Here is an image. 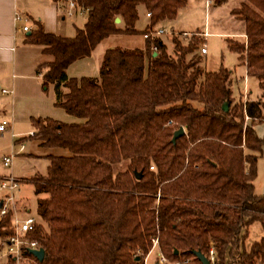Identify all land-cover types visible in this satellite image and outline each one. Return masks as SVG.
<instances>
[{
    "label": "trees",
    "instance_id": "16d2710c",
    "mask_svg": "<svg viewBox=\"0 0 264 264\" xmlns=\"http://www.w3.org/2000/svg\"><path fill=\"white\" fill-rule=\"evenodd\" d=\"M72 1L86 14L73 36L44 32L36 23L24 39L51 56L35 73L43 90L51 86L54 105L77 121L30 119L31 140L70 155L49 156L45 173L28 179L42 195L35 207L42 223L26 237L44 254L40 262L28 251L22 258L31 264H143L156 238L159 252L177 264H201L193 252L207 257L210 247L215 257L208 264H264V195L253 190L264 145V135L253 129L264 122V0H243L229 11L246 38L230 49L257 86L244 102L233 96L228 69L199 66L194 34L186 44L173 37L171 54L160 38L144 39L142 49L108 48L97 77L68 78L67 66L89 57L104 38L142 34L173 20L186 2ZM139 7L149 12L142 30L135 27ZM180 126L184 133L172 143ZM117 163L124 167L114 171ZM11 216L10 209L0 216L2 242L12 234ZM254 223L261 234L247 241Z\"/></svg>",
    "mask_w": 264,
    "mask_h": 264
},
{
    "label": "crops",
    "instance_id": "0c3cea01",
    "mask_svg": "<svg viewBox=\"0 0 264 264\" xmlns=\"http://www.w3.org/2000/svg\"><path fill=\"white\" fill-rule=\"evenodd\" d=\"M72 0H0V95H7V97L3 99V106L8 108V110H3L2 117L9 121L8 128H10L12 145L10 150L17 152L19 149V144H23L22 150L18 151L15 155L22 154L25 146L24 142L28 141L27 146V154L34 155L35 157H43L48 162L49 156H69L70 153L65 148L59 147H44L41 145L39 140H31L29 138L30 133L33 132V128L30 123L31 118H50L52 120L62 122V123H70L77 121L76 118L66 114L61 108L57 107L53 103V94L52 89L50 93H45L48 88L45 90L41 87V76L40 74L35 73L36 67L44 62L50 61L52 58L48 54H44L41 52V47L38 45H34L31 43L25 42V37L30 34V32L36 27V23H39L44 32H49L52 34H57L64 37H71L74 35L75 30L77 28L82 27L86 14L83 10L75 5L70 9L71 14L68 15V2ZM228 1V0H227ZM226 1V2H227ZM243 0H235V5L230 7L227 11L231 16V19L238 23V30L232 31L231 33H218V35L228 36V35H236V37L243 41V24L240 20L235 18L233 15L229 13L232 8L238 7L239 4ZM73 2V1H72ZM225 2V3H226ZM206 3V2H205ZM224 3V4H225ZM207 4V3H206ZM212 5L209 2L208 6ZM219 6V5H216ZM79 13L83 16V22L81 26H75V24L71 21V25L73 28V33L71 36L69 34H65V23L64 20L66 17H72L74 14ZM139 13H142L141 23L144 27L148 23V19L145 17V11L143 7L138 8V19L137 23L140 20ZM19 16V19H14V16ZM175 19V18H174ZM173 20H169V22H173ZM168 21V20H167ZM162 22L158 23L157 27L165 28L161 25ZM161 25V26H160ZM27 26V30L22 31L21 27ZM205 28V27H204ZM166 29V28H165ZM168 30L174 31V29L170 26ZM176 31V30H175ZM178 32H187V31H178ZM205 33V34H203ZM142 39V45L144 43V38L141 33H138ZM197 34L201 35L204 39L205 36L210 35L206 29H203L201 32H197ZM117 35V34H114ZM109 35L108 37L101 40L92 50L89 57H84L77 59L70 63L66 70V76L68 78H80V77H97L98 68L101 61V57L104 51L108 48H113V46L105 47L98 55H94L95 48L107 38L114 36ZM159 38V37H158ZM204 45L205 43L202 42ZM234 43L233 41L226 40V47L231 51L230 46ZM35 47L38 55V61L34 63H30V67H32L34 71L35 77L30 74H17L14 78L10 79L8 77L9 69H14L16 64V49L18 47ZM143 48V46H142ZM206 47L205 53L201 55L198 54L199 57H202L199 60L200 63L203 60V57L206 55ZM155 53H152L154 55ZM244 66V65H243ZM219 67V66H218ZM217 67V68H218ZM216 68V69H217ZM31 69V70H32ZM227 69V68H226ZM230 77L233 80H236V76L232 75L231 70ZM37 77V78H36ZM20 79L17 81V79ZM27 79H33L32 82L28 81L27 85H25V81ZM51 88V86H49ZM4 92H1V90ZM20 92H23V95H20ZM9 95V96H8ZM27 126L28 130L26 132H12V128L18 126ZM255 133L262 137L264 134V122L256 123L253 126ZM15 146H17L16 149ZM10 154V153H9ZM264 157V145L261 149V155ZM47 167V166H46ZM36 174V173H35ZM33 174L32 176H34ZM5 174H0V176H4ZM29 176L28 178L32 177ZM17 179H22L15 177ZM27 179V178H26ZM253 190L255 194L264 195V176L261 180H254ZM21 200V199H20ZM29 215V209L23 212L22 218L27 217ZM33 217V216H32ZM151 260V261H150ZM147 260L146 264H154V257Z\"/></svg>",
    "mask_w": 264,
    "mask_h": 264
},
{
    "label": "rangeland",
    "instance_id": "374dc122",
    "mask_svg": "<svg viewBox=\"0 0 264 264\" xmlns=\"http://www.w3.org/2000/svg\"><path fill=\"white\" fill-rule=\"evenodd\" d=\"M235 0H228L225 4L216 6L214 4L208 6L205 3V0H186L185 4L177 10L175 19L173 22L169 20L162 21L161 25L167 30L171 26L174 29V32L177 35L169 36L167 34H162L159 38L165 45L166 53L171 54L173 50V37H176L181 41V43L186 44L190 39V35L183 37L179 35L178 31H187L188 33H196L194 37H197L199 43L204 42L206 47V55L203 57L200 65L201 68L205 71L215 70L218 66L225 67L231 70L232 75L236 76V80H232V91L235 99H241L244 102L248 97H253L257 93V86L254 79L247 77L245 75V68L243 64L237 59V55L228 50L226 47V40L233 41L236 44L245 43V36L242 38L243 41L239 40L236 35H218V33H225L232 31H237L239 26L238 23L231 19V16L228 14V9L235 5ZM142 13H139L140 20L138 23H135V27L138 30H142L143 26L141 23ZM83 16L79 13L74 14L72 17H66L64 20L65 30L64 33L71 34L73 33V28L71 21L75 26H81ZM149 23V18H148ZM160 25V26H161ZM205 27V28H204ZM203 29H206L210 35L205 36L203 39L201 36H198L197 32H201ZM176 30V31H175ZM197 35V36H196ZM198 43V44H199ZM144 45V43H143ZM142 39L140 34L126 35V34H117L107 38V40L102 41L94 50V55H98L105 47L113 46L125 49L140 48L142 49ZM196 55L199 56L198 47L196 48ZM190 55H187L189 57ZM38 55L35 47H18L16 49V64L14 69H9L8 77L10 79L14 78L17 74H30L34 75L30 63L38 61ZM201 60L202 57H199ZM32 69V70H31ZM35 77V76H33ZM16 78V77H15ZM37 78V77H36ZM20 79L18 78L17 81ZM25 85L28 81L32 82L33 79L24 80ZM51 88L48 87L45 93H50ZM240 93V95H239ZM20 95H23V92H20ZM9 96V95H8ZM7 95H0V120L3 119L2 113L3 110H8L3 106V99ZM12 132H26L28 130L27 126H18L13 127ZM10 128H7L4 132L0 133V174L11 175L13 177L22 178L20 179L17 189L13 193V202L12 204L8 203V208L11 210V215L22 218L23 212L29 209V215L33 216L36 219V223H42L38 218L35 212L36 199L42 195H35L33 193V186L28 182V177L33 174H44L46 166L48 164L47 160L43 157H35L34 155H28L27 146L28 141L24 142L25 149L22 154L13 155L11 158L10 164L8 166H3L1 163V157L8 155L12 152L10 150L12 145V138L10 135ZM264 134V133H263ZM15 146L14 149H16ZM15 152V151H13ZM261 155V154H260ZM123 163H117L113 165V170L123 169ZM34 175V176H35ZM264 176V157L259 156L256 162V177L254 180L259 181ZM2 177V176H0ZM33 177V176H32ZM30 177V178H32ZM27 178V179H26ZM253 180V184H254ZM6 195V192L0 190V199H3ZM21 199V200H20ZM261 234V229L257 223L252 224L248 229V240L252 241L257 239ZM5 242H2L0 239V264H31V262L24 258H19L18 261L13 263H7V260L3 255L6 247ZM155 250H151L147 260L154 257ZM144 258V257H143ZM151 261V260H150Z\"/></svg>",
    "mask_w": 264,
    "mask_h": 264
},
{
    "label": "built area",
    "instance_id": "2783aa9c",
    "mask_svg": "<svg viewBox=\"0 0 264 264\" xmlns=\"http://www.w3.org/2000/svg\"><path fill=\"white\" fill-rule=\"evenodd\" d=\"M207 4H209L210 0H205ZM74 6V3L72 1L68 2V11L67 14H71V8ZM145 17L149 18V12H145ZM14 19H19V16L15 15ZM22 31L27 30V26L21 27ZM162 34H167L169 36L177 35L176 32L172 30H167L162 27L153 26L149 28L147 31L142 33V37L144 39L146 38H158ZM192 34L196 33H188V32H181L179 35L186 37ZM205 34V33H203ZM199 35V34H198ZM201 36V35H199ZM150 49L155 52L156 47L154 45H151ZM198 51L201 55L205 53V45L203 43L198 44ZM1 92H4L2 89ZM171 123V121H167V124ZM9 125V121L6 119L0 120V133L4 132ZM31 134V133H30ZM23 144H19L18 151L22 150ZM17 151V152H18ZM17 152H11L8 155H4L1 157V163L3 166H8L10 164L11 158L13 155H15ZM151 168V167H150ZM20 180L9 175H4L0 178V190H3L6 192V195L3 199H0V216L4 215L8 211V203L12 204L13 202V193L17 189L19 185ZM36 219L32 216H27L23 218H17L15 216H11V228H12V234L6 239L5 241V251L3 255L9 256L13 259L14 262L18 261L19 258H22L23 252H26L30 248L36 249L37 243L34 240H29L26 237V234L33 230L34 225L36 224ZM151 245L148 251L146 252L144 258H143V264L147 263V257L151 250H155L154 255V261L158 264H177L176 262H170L168 261L158 250L157 248V239L151 238L150 239ZM215 257V251L212 247L208 249L207 257L206 259L208 261H213Z\"/></svg>",
    "mask_w": 264,
    "mask_h": 264
},
{
    "label": "water",
    "instance_id": "95a60500",
    "mask_svg": "<svg viewBox=\"0 0 264 264\" xmlns=\"http://www.w3.org/2000/svg\"><path fill=\"white\" fill-rule=\"evenodd\" d=\"M114 22L118 23L119 22V18H117V17L114 18ZM222 107H223V109H226V104L224 103L222 105ZM183 133H184L183 128L181 126L178 127L176 130L173 131L170 141L172 143H174L175 139L177 137H179L180 135H182ZM139 176H140L139 174L135 175V177H139ZM0 204H1V202H0ZM27 251L35 258L36 261L40 262L42 260L44 252H43V249L41 247H37L36 249L30 248ZM173 252L176 253L175 250ZM193 255L200 261L201 264H208V260L200 252L194 251ZM154 264H158V263L154 262Z\"/></svg>",
    "mask_w": 264,
    "mask_h": 264
}]
</instances>
